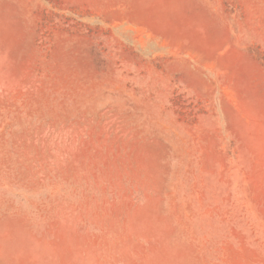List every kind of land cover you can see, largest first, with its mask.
I'll use <instances>...</instances> for the list:
<instances>
[{
    "label": "rangeland",
    "instance_id": "1",
    "mask_svg": "<svg viewBox=\"0 0 264 264\" xmlns=\"http://www.w3.org/2000/svg\"><path fill=\"white\" fill-rule=\"evenodd\" d=\"M0 264H264V0H0Z\"/></svg>",
    "mask_w": 264,
    "mask_h": 264
}]
</instances>
